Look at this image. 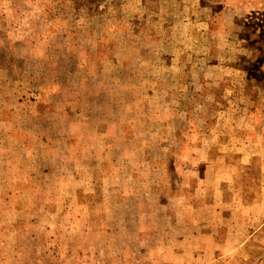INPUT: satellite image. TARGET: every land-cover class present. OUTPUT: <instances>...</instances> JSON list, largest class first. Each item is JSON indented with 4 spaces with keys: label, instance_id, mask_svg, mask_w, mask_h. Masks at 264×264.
<instances>
[{
    "label": "rangeland",
    "instance_id": "1",
    "mask_svg": "<svg viewBox=\"0 0 264 264\" xmlns=\"http://www.w3.org/2000/svg\"><path fill=\"white\" fill-rule=\"evenodd\" d=\"M0 264H264V0H0Z\"/></svg>",
    "mask_w": 264,
    "mask_h": 264
},
{
    "label": "crops",
    "instance_id": "2",
    "mask_svg": "<svg viewBox=\"0 0 264 264\" xmlns=\"http://www.w3.org/2000/svg\"><path fill=\"white\" fill-rule=\"evenodd\" d=\"M177 207L178 208L179 207L183 208L184 206H177ZM188 207H192L193 211H195V207L194 206H188ZM237 207L240 208V209L242 208L240 206H234L235 209ZM193 214H194V212H193ZM171 219L173 221H175L178 226H180L182 224V222H184V224L186 225L187 228H193L192 232H190L189 235H187L186 237H184L183 233H181V235H180L179 232H178V235H179L178 238L179 239H178V243L177 244H184V243H186L187 240H189V242L191 243V241H193V239L198 238V230L196 229L198 227L199 221H200L198 218H195L194 216H193V218H192V216L191 217H187L185 215V219H181V218H179L178 215H176V216H172ZM242 222L243 223L241 224V227H244V221H242ZM204 236L208 237L210 235L205 233ZM232 236H234V234ZM185 239H187V240H185ZM215 240H217V238H215ZM187 255L190 256L191 254L189 253ZM193 258H195V256H193Z\"/></svg>",
    "mask_w": 264,
    "mask_h": 264
}]
</instances>
